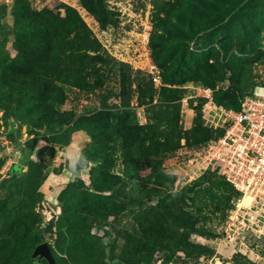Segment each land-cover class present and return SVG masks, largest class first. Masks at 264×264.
I'll return each instance as SVG.
<instances>
[{"label":"rangeland","instance_id":"1","mask_svg":"<svg viewBox=\"0 0 264 264\" xmlns=\"http://www.w3.org/2000/svg\"><path fill=\"white\" fill-rule=\"evenodd\" d=\"M169 4L174 6L172 11ZM107 5L117 23L101 30L79 0H0V264L19 252L21 244L25 251L20 254V264H40L31 255L42 243L50 249L54 264H64L73 253L72 242L79 238L94 247L92 251L91 247L83 248L75 256L99 257L102 264H118L116 257L126 245L125 237L137 235L134 224L122 213L116 219L110 216L98 221L84 205L123 202L127 208L136 207L144 200L145 184L109 182L108 175L118 173L119 168L106 156L109 146L100 141L98 129L84 126L67 133L66 125L54 121V113L71 112L75 117L92 113L103 95L116 103L119 63L128 64L133 77L136 73L145 75L146 58L152 62L151 39L167 71L176 67L181 54L185 67L199 63L206 69L251 51H264V0H107ZM25 7L60 18L66 9L73 10L94 41L95 51L90 55L112 60L106 67L94 65L104 72L102 80L87 77L77 88L61 84L49 71L37 72L35 80L60 85L67 100L63 104L40 102L18 94L13 78L23 70V64L32 62L30 53L39 37L38 30L24 17ZM158 18L164 25L154 33ZM229 18L223 32L210 33ZM251 74L254 82L264 83V57L251 66ZM197 84L181 86L182 98L190 96ZM79 157H85L86 163L70 174V161L75 163ZM173 162L168 158L162 167L176 175V192L196 178L189 181ZM12 165L19 166V171L10 173ZM148 172H140V176ZM207 226L214 236L196 241L210 248L211 254L189 261L178 253L166 260L163 252L150 250V243L138 236L139 264H214L217 259L221 264H264V221L244 231L235 245L225 239L227 217L214 218ZM36 239L41 242L34 245Z\"/></svg>","mask_w":264,"mask_h":264},{"label":"trees","instance_id":"2","mask_svg":"<svg viewBox=\"0 0 264 264\" xmlns=\"http://www.w3.org/2000/svg\"><path fill=\"white\" fill-rule=\"evenodd\" d=\"M79 3L101 30L116 25V16L109 10L107 0H79ZM168 7L170 11L174 9L173 5L169 4ZM24 17L38 30L39 37L37 47L30 53L32 62L23 64V70L13 78V86L18 94L29 95L40 102L53 100L63 104L67 100L68 96L60 85L48 80H35L34 74L37 72L49 71L50 76L61 84L77 88L82 86L87 77L102 80L104 72L93 67L96 64L106 67L112 60L90 55V52L95 51L94 41L88 28L73 10L66 9L65 16L60 18L57 14L36 12L25 7ZM230 21L229 18L210 33L223 32ZM157 22L153 25L154 33L156 28L164 25L163 19L158 18ZM149 46L152 49L151 60L160 70L162 83L169 87L155 88L146 74L136 73L133 77L130 66L119 63L116 103L108 102L109 96L103 95L98 109L92 113L76 117L71 112L54 113L53 118L67 126V133L78 131L84 126L98 129L100 141L109 146L106 156L114 167L119 168L118 173L108 175L109 182L120 185L124 181H140L145 184L144 200L139 201L136 207L127 208V203L123 202L84 205V210L95 220H107L110 216L116 219L122 213L136 227L137 235L125 237L126 245L116 257L118 264H139L137 258L141 248L137 243L138 236L150 243V250L163 252L166 260L173 259L178 253L189 261L212 253L196 238L209 240L214 236L207 224L217 217L224 220L239 194L216 170L204 172L191 184L173 192L176 175L164 172L162 163L180 148L181 139L188 148H199L224 133L223 129L212 130L203 125L200 101L193 108L194 116L189 128L180 129L179 101L184 93L181 86L195 82L209 87L218 105L238 110L242 98L251 94L254 87L260 84L252 80L251 66L264 57V51H251L240 58L223 62L217 68L209 66L205 69L199 63L185 67L181 54L176 67L167 71L153 50L152 39ZM133 99L136 107L143 108L144 124L138 122ZM19 169V166L12 165L9 172ZM145 170L149 171L148 174L141 177L140 172ZM151 200L155 202L149 204ZM40 242L41 239H36L34 245ZM71 247L73 253L69 254L64 264L103 263L99 257L89 259L75 256L83 248L91 247L92 251V242L79 238L72 242ZM23 251L25 246L21 244L19 252L13 254L6 264H20ZM40 264L47 263L40 259Z\"/></svg>","mask_w":264,"mask_h":264},{"label":"built area","instance_id":"3","mask_svg":"<svg viewBox=\"0 0 264 264\" xmlns=\"http://www.w3.org/2000/svg\"><path fill=\"white\" fill-rule=\"evenodd\" d=\"M143 71L155 88L169 87L162 83L159 68L147 58ZM192 90L190 96L179 101L180 129L189 128L193 108L200 101L203 125L212 130L223 129L224 133L199 148H188L181 139L180 148L169 159L189 181L216 170L238 192L224 233L227 242L235 245L244 231L264 221V84L244 96L238 110L218 105L209 87L196 85ZM134 108L139 124H144L143 108L136 105ZM184 113L191 116L186 118ZM244 199L247 201L243 204ZM214 264L221 261L217 259Z\"/></svg>","mask_w":264,"mask_h":264},{"label":"water","instance_id":"4","mask_svg":"<svg viewBox=\"0 0 264 264\" xmlns=\"http://www.w3.org/2000/svg\"><path fill=\"white\" fill-rule=\"evenodd\" d=\"M32 258L44 259L47 264H54L53 258L50 254L46 243H42L35 247L31 255Z\"/></svg>","mask_w":264,"mask_h":264},{"label":"clouds","instance_id":"5","mask_svg":"<svg viewBox=\"0 0 264 264\" xmlns=\"http://www.w3.org/2000/svg\"><path fill=\"white\" fill-rule=\"evenodd\" d=\"M86 163L85 157H79L75 163L70 161L69 168H70V174H74L76 171L77 166H83Z\"/></svg>","mask_w":264,"mask_h":264},{"label":"bare ground","instance_id":"6","mask_svg":"<svg viewBox=\"0 0 264 264\" xmlns=\"http://www.w3.org/2000/svg\"><path fill=\"white\" fill-rule=\"evenodd\" d=\"M193 179H194V177H193ZM246 201H247V200H246V199H244L242 203L244 204Z\"/></svg>","mask_w":264,"mask_h":264}]
</instances>
